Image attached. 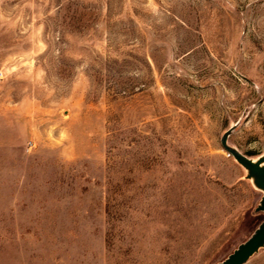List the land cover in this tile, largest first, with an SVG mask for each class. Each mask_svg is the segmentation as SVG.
I'll list each match as a JSON object with an SVG mask.
<instances>
[{
    "label": "rangeland",
    "instance_id": "1",
    "mask_svg": "<svg viewBox=\"0 0 264 264\" xmlns=\"http://www.w3.org/2000/svg\"><path fill=\"white\" fill-rule=\"evenodd\" d=\"M223 138L264 167V0H0V264H219L264 223Z\"/></svg>",
    "mask_w": 264,
    "mask_h": 264
},
{
    "label": "water",
    "instance_id": "2",
    "mask_svg": "<svg viewBox=\"0 0 264 264\" xmlns=\"http://www.w3.org/2000/svg\"><path fill=\"white\" fill-rule=\"evenodd\" d=\"M222 148L229 156L245 170L249 172V176L254 178V184L263 191V197L260 205L256 208V212H264V167L261 160L253 161L251 158L242 155L227 146L226 138L221 141ZM264 246V223L255 230L253 235L243 244L230 254L224 261L219 264H244L251 256Z\"/></svg>",
    "mask_w": 264,
    "mask_h": 264
}]
</instances>
